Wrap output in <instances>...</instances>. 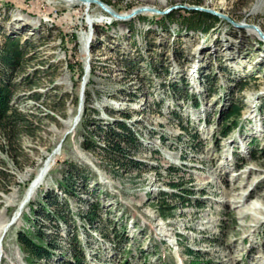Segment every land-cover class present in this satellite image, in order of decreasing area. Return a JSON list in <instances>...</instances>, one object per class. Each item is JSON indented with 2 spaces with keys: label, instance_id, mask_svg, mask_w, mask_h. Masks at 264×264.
<instances>
[{
  "label": "rangeland",
  "instance_id": "obj_1",
  "mask_svg": "<svg viewBox=\"0 0 264 264\" xmlns=\"http://www.w3.org/2000/svg\"><path fill=\"white\" fill-rule=\"evenodd\" d=\"M107 1L118 13L171 10L123 20L98 3L0 0V45L14 35L28 48L12 99L26 126L9 139L0 131V218L10 223L1 264H56L69 257L72 234L87 264H193L187 249L198 264H264V39L251 28L264 32V0ZM192 6L220 14L204 11L218 18L208 33L181 24ZM87 58L86 119L103 127L126 120L141 143L131 152L139 170L79 144L96 129H83L81 117L73 127ZM234 104L240 112L225 120ZM172 181L194 192L190 201L182 204ZM89 202L98 207L93 226L82 218ZM37 228L54 243L48 259L17 241L18 231Z\"/></svg>",
  "mask_w": 264,
  "mask_h": 264
},
{
  "label": "trees",
  "instance_id": "obj_2",
  "mask_svg": "<svg viewBox=\"0 0 264 264\" xmlns=\"http://www.w3.org/2000/svg\"><path fill=\"white\" fill-rule=\"evenodd\" d=\"M110 4L109 1L104 0ZM184 14L181 16V24L186 27L189 31H200L202 33H208L216 20L218 19L213 14L199 11V10H184ZM172 17V16H171ZM27 44V42H26ZM20 42V39L14 35H5L2 44L0 45V131L6 138L13 136L15 132H18V128H23L26 126L27 120L25 119L23 113L18 111L16 107L12 104L13 99V75L16 71H19L25 55L28 52L27 45ZM79 77L83 75V66L79 67ZM37 98V96H35ZM89 95L86 92L85 106L83 114L80 119V125L83 129H89L90 126L96 129L90 130L91 134L82 135L83 139L79 143L81 147L87 151L98 153L102 157L111 162L112 164H117L118 168L127 169H140L143 163L134 160L131 156V152L139 149L141 143H139L135 132L129 127L126 120H115L113 122H106L103 127L101 122L95 125L96 122L91 121V119H86V113L89 109ZM75 102H78V96L75 97ZM195 105L198 102L195 101ZM240 112L237 105H232L230 110L225 115V120H228L232 116H236ZM122 117L128 119L131 114L127 111L120 112ZM79 124V123H78ZM236 127V122H232V125H226L223 130V135L231 130V128ZM93 132V133H92ZM98 132L99 138L96 139L95 134ZM101 136V137H100ZM195 137H197L195 135ZM73 176V169L68 168L66 173L62 176L61 187L66 192L69 190V184L66 180H70ZM33 175L30 177L32 179ZM29 181V180H28ZM28 181L24 185H28ZM184 183L172 181L170 186L174 189L179 190V193H174L176 197L182 198V204L186 201H190L193 191L190 188L183 185ZM163 193V192H162ZM50 203V201H48ZM55 207H58L59 203L57 201H51ZM45 206V203H41ZM97 202L87 203L86 211L82 215V218L89 226H93L96 220H98V210ZM33 212L36 209L30 206ZM53 216L57 220L67 222L65 216L60 215L55 209L52 212ZM161 216L166 217V213L163 211ZM28 220H30L28 218ZM116 232V230L114 229ZM69 240V257L60 259L56 264H87L84 258L83 249L80 246L76 235L72 234L68 236ZM17 241L20 246H22L31 257L33 258H50L54 252V243L51 239H46L45 232L40 228L34 231H24L20 230L17 232ZM190 255H195L193 264H198L199 259L197 253L192 249H187ZM125 264V263H124Z\"/></svg>",
  "mask_w": 264,
  "mask_h": 264
},
{
  "label": "water",
  "instance_id": "obj_3",
  "mask_svg": "<svg viewBox=\"0 0 264 264\" xmlns=\"http://www.w3.org/2000/svg\"><path fill=\"white\" fill-rule=\"evenodd\" d=\"M81 1L82 3H98L105 11H107L112 17H115V18H120V19H130V18H133L135 15H138L142 12H145V11H157L159 13H167L168 11L171 10V8H168L164 11H160V10H155V9H152L150 7H146V6H142V7H137V8H134L133 10H131L129 13H118L116 12L112 7L111 5H109L107 2L103 1V0H79ZM188 9L190 10H200V11H208L210 13H213V14H217V15H220L219 13L213 11V10H209V9H205L203 7H200V6H192V7H188ZM228 18V17H226ZM89 25V30H90V33L93 32V29H92V23L90 21V23H88ZM251 28L258 32L259 33V37L260 39H264V33L262 32V30L258 27V26H251ZM90 42V40H89ZM89 42L87 43V48L89 47ZM89 70H90V64H89V58H87V63H86V69H85V76L83 77V81L81 83V90H80V100H79V105H78V111H77V114L74 118V125L73 127L76 125V123L78 122L79 118H80V115L84 109V102H85V98H84V91H85V86H86V83L88 81V74H89ZM72 127V129H73ZM71 130V129H70ZM60 145V144H59Z\"/></svg>",
  "mask_w": 264,
  "mask_h": 264
},
{
  "label": "bare ground",
  "instance_id": "obj_4",
  "mask_svg": "<svg viewBox=\"0 0 264 264\" xmlns=\"http://www.w3.org/2000/svg\"><path fill=\"white\" fill-rule=\"evenodd\" d=\"M68 2H72L73 0H66ZM200 11V10H199ZM129 13V12H128ZM208 13V12H207ZM136 16V15H135ZM120 19V18H117ZM124 20V19H123ZM126 20V19H125ZM263 32V31H262ZM264 33V32H263ZM253 34H255L253 32ZM86 37V36H85ZM84 37V38H85ZM86 40V39H85ZM86 42V41H85ZM82 115V113H81ZM80 115V117H81ZM80 119V118H79ZM52 159L49 160V162L47 163V165H50ZM46 167L42 170V172L37 176V178L33 181V183L31 184V186L28 188V190L25 193L24 198L22 199L23 201L21 202L20 205V209L22 205H25V203L27 201H29L31 198H33L36 195L37 189L38 187L41 185L42 179L44 178L45 172L48 170L49 166ZM10 227V223L9 220L7 219V217L3 216L2 218H0V237L3 233H5ZM1 251V250H0ZM1 258L2 255L0 254V264H1Z\"/></svg>",
  "mask_w": 264,
  "mask_h": 264
}]
</instances>
